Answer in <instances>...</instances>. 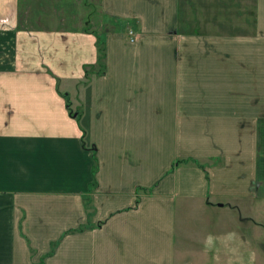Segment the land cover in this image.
<instances>
[{"label":"crops","instance_id":"0c3cea01","mask_svg":"<svg viewBox=\"0 0 264 264\" xmlns=\"http://www.w3.org/2000/svg\"><path fill=\"white\" fill-rule=\"evenodd\" d=\"M98 15L23 26L0 0V264L195 263L178 242L256 264L237 215L264 199V0H99Z\"/></svg>","mask_w":264,"mask_h":264},{"label":"rangeland","instance_id":"374dc122","mask_svg":"<svg viewBox=\"0 0 264 264\" xmlns=\"http://www.w3.org/2000/svg\"><path fill=\"white\" fill-rule=\"evenodd\" d=\"M99 0H18V22L23 26H48V27H61L64 29L72 30L79 26L87 23L89 28L97 30L99 23ZM40 18L39 24H36L35 16ZM53 17V20H47L46 17ZM29 17L32 22H29ZM91 19V20H90ZM34 21V22H33ZM86 21V22H85ZM90 21L93 22L90 24ZM85 22V23H84ZM122 26L125 23H121ZM90 25H92L90 27ZM71 107L75 108V104L72 99L67 102ZM250 206L254 207L255 215L251 219L247 215H237L241 219V223L245 226H250L249 233L254 238L255 242H242L241 246L245 252L250 249L255 254L256 264H264V199L255 200ZM87 221L89 224H93L92 221V211L86 208ZM234 214V213H233ZM225 211L222 218L230 220L234 219V215ZM236 216V217H237ZM210 221L215 222L219 216L215 214L208 215ZM203 211L195 206L189 212V221L195 226L192 230L193 232H199L200 228L204 227L203 222ZM217 218V219H216ZM235 224H226L224 220V225L222 229H232L238 223L236 220L233 221ZM244 226V228H245ZM215 229V228H214ZM204 232L208 229L204 228ZM247 233V232H245ZM179 246L184 249L185 258L196 260L193 264H214L209 262L212 258L211 251H204L205 244L207 242H178ZM249 247V248H248ZM224 250L219 251V258L225 255ZM204 260V261H203ZM201 262V263H200ZM40 264V263H38Z\"/></svg>","mask_w":264,"mask_h":264},{"label":"trees","instance_id":"16d2710c","mask_svg":"<svg viewBox=\"0 0 264 264\" xmlns=\"http://www.w3.org/2000/svg\"><path fill=\"white\" fill-rule=\"evenodd\" d=\"M103 57H104V53H103V49L101 47H99L98 49V56H97V64L95 66L89 67L87 69V71L92 68V70L95 71H100L103 69ZM87 71L85 70V74L87 73ZM67 107H69V104L67 103ZM70 111V109H69Z\"/></svg>","mask_w":264,"mask_h":264},{"label":"built area","instance_id":"2783aa9c","mask_svg":"<svg viewBox=\"0 0 264 264\" xmlns=\"http://www.w3.org/2000/svg\"><path fill=\"white\" fill-rule=\"evenodd\" d=\"M127 33H128L129 35H131V34H132L131 29H128V30H127Z\"/></svg>","mask_w":264,"mask_h":264}]
</instances>
